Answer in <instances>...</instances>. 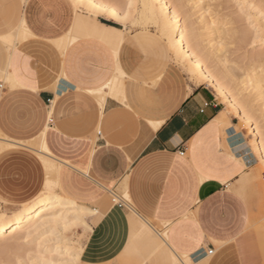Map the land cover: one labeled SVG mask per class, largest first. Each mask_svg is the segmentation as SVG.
<instances>
[{
  "label": "crops",
  "instance_id": "crops-1",
  "mask_svg": "<svg viewBox=\"0 0 264 264\" xmlns=\"http://www.w3.org/2000/svg\"><path fill=\"white\" fill-rule=\"evenodd\" d=\"M9 1L10 20L3 21L1 12L0 33L20 18L34 22L38 3L67 2L27 0V8L22 5L26 17L21 0ZM76 18L61 10L51 20L54 28L44 26L45 40L22 41L10 56L0 46V132L21 143L44 138L62 162V190L78 203L92 204L111 190L127 188L133 214L111 216L107 223L126 225L132 242L143 240L149 252L161 246L160 238L166 245L158 252L163 261L172 264V254L178 253L169 231L167 240L142 235V219L168 223L176 235L194 214L204 233L200 247L186 255L198 261L214 249L208 264H248L244 231L249 207L229 185L243 181L258 158L238 116L210 84L194 81L178 63L163 60L156 53L159 44L141 37L139 30L124 34L121 42L80 36L65 53L48 43L55 33L71 31ZM90 18L124 30L103 14ZM118 65L127 74L125 102L107 96L100 107L89 90L108 83ZM9 72L20 85L6 81ZM150 121L160 125L154 128ZM194 185L196 203L187 196Z\"/></svg>",
  "mask_w": 264,
  "mask_h": 264
},
{
  "label": "rangeland",
  "instance_id": "rangeland-1",
  "mask_svg": "<svg viewBox=\"0 0 264 264\" xmlns=\"http://www.w3.org/2000/svg\"><path fill=\"white\" fill-rule=\"evenodd\" d=\"M26 1L21 0V13L27 17L22 8ZM172 1L173 6L179 4L182 18L186 17L185 24L187 25L188 20L192 22L196 35L195 41L191 43L194 44L195 50L199 46L198 51L196 50L197 55L203 58L206 68L247 109V114L257 125L264 143V47L261 46V39L264 38V0ZM104 2L115 6L114 11L99 7L100 3H98L95 9L82 12L87 16L80 14L73 29L61 35L63 39L58 48L62 53L66 52L72 38L75 42L80 36H97L105 40L115 39L113 41L121 42L124 34L139 30L141 37L159 44L156 53L162 55L163 60L178 63L194 81L203 80L192 70L193 66L189 60L177 55L167 34H164L160 21L144 11L142 0H105ZM128 4L132 5L130 9L126 7ZM12 5L9 0L8 3L0 2V14L4 11L5 22L10 20ZM121 12L127 15L126 23L117 20L124 28L121 32L90 18L99 14L111 17ZM20 20L21 18L12 27L17 26ZM27 21L29 22L28 17ZM250 40H255V47L249 46ZM10 52H8L9 56ZM6 81L20 85L10 72ZM202 82L208 83L206 80ZM243 85L248 89L242 90ZM212 87L215 89L214 86ZM217 93L226 103L228 111L238 116L239 127L246 132L248 141L253 147L246 122L234 111L230 102L218 91ZM245 99L250 100V106L243 104ZM0 138H6L8 144L15 143L9 145L0 155V215L12 216L24 204L35 200L38 193L44 192L42 183L45 175L36 151L21 144L17 145L18 140L4 133ZM229 188L237 191L249 207L248 223L244 231L247 242V263L264 264V166L258 160L257 165L250 170L243 181H237L229 185ZM60 190L63 191L61 186ZM63 193L69 197L64 191ZM122 196V190L116 192L111 190L104 199L87 205L69 197L79 204V208H92L95 212L80 213L75 210L60 209L51 211L19 234L0 239V264H76L74 254L82 244L84 246L82 258L86 259L88 264L101 259H107L109 264H169L158 256V252L165 250L166 246L160 238L158 240L162 245L157 247L155 252H149L147 251L149 245L143 240L132 242L126 225L120 222L111 225L107 223L111 216L133 214L132 201H126ZM118 203L124 204V207L119 208ZM148 220L160 233L168 228L165 224L149 218ZM186 221L187 225L179 227L176 235L174 227L169 228L170 245L180 255L189 254L193 247H200L204 233L198 215L187 216ZM174 237L178 239L176 242L183 250L173 243ZM174 256L172 254V257Z\"/></svg>",
  "mask_w": 264,
  "mask_h": 264
},
{
  "label": "bare ground",
  "instance_id": "bare-ground-1",
  "mask_svg": "<svg viewBox=\"0 0 264 264\" xmlns=\"http://www.w3.org/2000/svg\"><path fill=\"white\" fill-rule=\"evenodd\" d=\"M104 1L85 0V2L87 3H92V4H97V5L98 3H100V5L110 6L109 3L107 4V2H104ZM142 1H143L142 4L144 5L143 6L144 11L148 13L149 15L157 18L160 21L162 29L165 32L164 34H167L169 38V42L173 45L177 55H181L187 60H189L193 66L192 70L196 72L199 78L200 77L201 79L203 78V80H206L210 85L214 86L215 89L219 92V94L222 97H224L225 100H228L230 102V105L235 109L234 111H236V113H238V115L242 119H244V121L248 125L249 134L253 141L252 149L254 150V153H256L260 163L264 166V143H263V139H261L260 137L261 135L260 131L256 127L257 125L255 124L252 117H250L247 114L248 113L247 109L244 108L238 102V100L230 94L229 90H227L225 85L222 82H220L217 79V77L206 68L205 61L203 60V58L197 55L196 50L198 51L199 46L195 50L194 44L191 43L195 41L194 40L195 35H196L195 29L192 27L191 21L188 20L187 25L185 24L187 22L186 17L184 16L185 17L184 18L185 21H184V19L181 16L182 14L180 13V10H179V4H177L178 6H173L172 0L171 1L170 0H142ZM107 9H109V11H114L113 7L107 8ZM112 28L117 29L116 27H112ZM73 42H74V39L72 38L70 39L69 44ZM199 51L201 50L199 49ZM260 55H263V54H260ZM117 68L118 69H117L116 75L115 76L113 75L112 79L108 83H106L105 85L99 88L89 90L90 95L94 97V99L96 100V102L98 103L100 107H103V104L106 101L107 96H113L118 99L122 97V101L125 102L124 97H123V85L127 77V74H125V72L122 70L120 66ZM241 88L242 90L248 89V87L245 85H243ZM249 101H250L249 99H245L243 104L246 106L247 105L250 106ZM150 124L154 128H157L160 125L159 122H154V121H150ZM1 134L2 133L0 132V135ZM35 138H38V136ZM6 140H7L6 138H0V152L4 151L7 147H9V145H15V143L8 144ZM18 144L25 145L29 147L30 149L33 148V149H36V151H38L39 158L42 160L43 166L45 167L43 169H45L47 173V179L44 180L45 181V186H43L44 192H42L37 198H35V200H33L29 204H24L16 212H14V215L12 214V216H4L2 214L0 215V239L5 238L6 236H14L16 234H19L26 227L40 221L41 219H43V217L46 214L51 213V211L55 209H58V210L60 209L64 211L75 210L80 213H83V212L94 213L95 212V210H93L92 208H79L80 207L79 204H77L74 200L67 197L63 193V191L60 190L59 179H60V171H61L62 162L59 161L58 159H55L52 156V154L50 153L47 147V144L44 138L41 142H38L36 139H34L32 141H26V142L24 141L22 143L17 142V145ZM45 149H47V151H45ZM52 177H56V179L53 180ZM46 184L48 185L47 187H46ZM126 184L127 183H125V185ZM122 194H123L122 198L124 200L131 201V196L127 188L122 191ZM142 220L144 221L142 224L143 226L141 228V234L159 235L167 240L169 228L165 229L164 232L160 230L162 232L160 233L159 230L155 228L154 224H153L154 226L151 225V222L148 220V218H143ZM159 223L165 224L166 226L168 225V223H165V222H159ZM68 250H71V248ZM174 255L175 256L172 257L173 258L172 264H180L181 261H183V264H208L210 257H211V254H208L207 256L202 257L198 261H194L190 255H186V254L180 255L178 253H174Z\"/></svg>",
  "mask_w": 264,
  "mask_h": 264
},
{
  "label": "snow or ice",
  "instance_id": "snow-or-ice-1",
  "mask_svg": "<svg viewBox=\"0 0 264 264\" xmlns=\"http://www.w3.org/2000/svg\"><path fill=\"white\" fill-rule=\"evenodd\" d=\"M24 8H27V4L23 5ZM38 9L34 22H28L26 19H21L17 26L12 27L11 29H6L4 33H0V46L4 48L5 51L10 52L13 48L19 47L22 41H43L45 40V36L42 35V30L44 29L45 25H50L54 28V25H51V20L55 19L56 13L60 12L61 10H69L74 12L79 17L80 13L84 12L87 9H95L98 7L96 4L87 3L85 0H67L66 3H38L35 5ZM99 7L104 8H111L115 6H108V5H100ZM127 8H131L132 5H126ZM147 7V5H146ZM107 15V12H105ZM111 19L119 20L121 23L127 22V15L123 12L111 16ZM63 37L60 33H55V35L48 40L49 44L55 45L57 47L60 46ZM250 47H255V40L249 41ZM261 46L264 47V38L261 39ZM47 151V149H45ZM203 178V177H201ZM53 180L56 177H52ZM48 185L46 184V187ZM196 186H192L187 196L192 200L193 203H196ZM84 253V246L81 245L80 249L74 254L76 264H88L86 259L82 258ZM92 264H109L107 259H101ZM183 264V261L180 262Z\"/></svg>",
  "mask_w": 264,
  "mask_h": 264
},
{
  "label": "built area",
  "instance_id": "built-area-1",
  "mask_svg": "<svg viewBox=\"0 0 264 264\" xmlns=\"http://www.w3.org/2000/svg\"><path fill=\"white\" fill-rule=\"evenodd\" d=\"M120 206H123L124 204H122V203H118ZM209 254H213V252H214V249H210L209 251Z\"/></svg>",
  "mask_w": 264,
  "mask_h": 264
}]
</instances>
